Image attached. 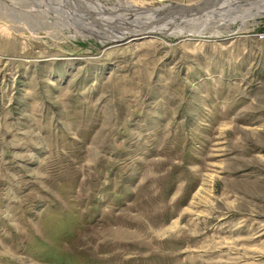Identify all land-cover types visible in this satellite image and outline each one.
I'll use <instances>...</instances> for the list:
<instances>
[{"label": "rangeland", "instance_id": "374dc122", "mask_svg": "<svg viewBox=\"0 0 264 264\" xmlns=\"http://www.w3.org/2000/svg\"><path fill=\"white\" fill-rule=\"evenodd\" d=\"M64 1L0 0V264H264V11Z\"/></svg>", "mask_w": 264, "mask_h": 264}, {"label": "bare ground", "instance_id": "6f19581e", "mask_svg": "<svg viewBox=\"0 0 264 264\" xmlns=\"http://www.w3.org/2000/svg\"><path fill=\"white\" fill-rule=\"evenodd\" d=\"M218 2H210V0H208L207 2H206V5L205 6H203L204 8H202L201 10H199V11H202V10H204L205 8H207L208 6H210V8L209 9H215V8H218L219 9V7H222V6H225V8L227 9H223L222 11H220V12H217V14H220V16L222 15L221 13L222 12H232V13H240V14H245L246 16H248L249 15V17H255V16H257V15H259V14H261L260 12H263L264 11V2L262 1V2H258V0H243V1H240V2H237V4H235L234 5V7L232 8V9H230L228 6L230 5L231 6V3H233V2H229V0H227V4L225 3V0H217ZM223 1V2H222ZM258 2V3H257ZM205 3V2H204ZM24 4V3H23ZM25 4H26V7H28V8H31L32 9V6L30 5L29 6V4H28V1H25ZM42 4V3H41ZM44 4H46V3H44ZM54 4V3H53ZM66 5V6H68L69 8L71 7L72 8V10H73V12H74V14L75 15H83L84 17H89L91 14H96V12L100 15V16H102V17H105L106 19H104V20H102L101 19V24H106L107 25V21H110L111 23H116V25H115V27H110V25H109V29H108V31H102L103 33H105L106 35H108L109 34V37L108 38H106V40H108V39H117V40H119V39H121L122 38V36H125V35H127V34H129V33H131L132 31H136V29L137 30H145V31H150L151 32V30H154L155 28H159V26H165V25H167V24H170V23H172L174 26H175V24H177V22L179 21V20H173L172 21V19H170V18H167V17H160V18H158V19H155V21L154 22H152V23H150V22H148V19H149V17H148V19L143 23V24H141V25H135V24H131V23H128V22H125V23H122L121 24V20H118V23H117V21H115V20H113L112 19V16H109V14H107L106 15V12L104 11V10H101V9H99L95 4H93L92 6H91V9H89L88 10V8H85V6L87 5V2L86 3H84V2H82V1H76V2H73V1H68V0H65L63 3H62V5ZM212 4L213 5H215L213 8L211 7L212 6ZM62 5H58L59 7L60 6H62ZM243 5H247V8H245ZM11 7L10 8H13V5H10ZM25 6V5H24ZM89 6V5H88ZM81 8V9H83V13L82 12H79L78 10H77V8ZM15 8L16 7H14L13 9L15 10ZM18 9V8H17ZM60 10V9H59ZM224 10H226V11H224ZM245 10V11H244ZM16 11V10H15ZM33 11V10H32ZM46 11V10H45ZM243 11V12H242ZM18 12H22L21 10L20 11H18ZM31 12V11H30ZM29 11H28V13L27 14H29L30 13ZM57 12V11H56ZM65 12H67V11H65ZM71 12V11H70ZM248 12V13H247ZM22 13H25L26 14V12H22ZM58 13V12H57ZM61 13V12H60ZM72 13V12H71ZM107 13H109V12H107ZM154 13H158L157 11H155ZM153 13V14H154ZM209 15H211V14H214L213 12H209L208 13ZM207 14V15H208ZM111 15V14H110ZM205 15V14H204ZM38 16V15H37ZM59 16V15H58ZM96 16V15H95ZM222 16H226V15H222ZM236 16V15H235ZM101 17V18H102ZM209 17V16H208ZM77 18V17H76ZM109 18H111V19H109ZM198 18H200V17H196V18H194V20L195 19H198ZM59 19V18H58ZM65 19V18H64ZM201 19V18H200ZM205 19H207V18H203L202 19V21H204ZM57 20V19H56ZM61 20V19H60ZM66 20V19H65ZM73 20V19H72ZM194 20H192L193 22H194ZM199 20V19H198ZM171 21V22H170ZM182 21V20H181ZM42 22V21H41ZM80 22V21H79ZM99 22V21H98ZM47 23V22H46ZM94 24H96V23H94ZM45 25V24H44ZM97 25V24H96ZM161 26V27H162ZM59 27V26H58ZM77 27V26H76ZM171 27V26H170ZM176 27H178L177 25H176ZM170 31H175V30H170ZM170 31H167L166 30V28H164L163 30H162V33H168V32H170ZM90 32H97V33H99L100 35H101V32H99V31H97V30H95V29H93V30H91ZM260 32H262V33H264V31H260ZM259 37L262 39V34H260L259 35Z\"/></svg>", "mask_w": 264, "mask_h": 264}, {"label": "water", "instance_id": "95a60500", "mask_svg": "<svg viewBox=\"0 0 264 264\" xmlns=\"http://www.w3.org/2000/svg\"><path fill=\"white\" fill-rule=\"evenodd\" d=\"M156 11H157L158 13H160V11H161V12H165V11H168V10H166L165 5H163V6L160 7V9L158 8ZM168 12H169V11H168Z\"/></svg>", "mask_w": 264, "mask_h": 264}, {"label": "built area", "instance_id": "2783aa9c", "mask_svg": "<svg viewBox=\"0 0 264 264\" xmlns=\"http://www.w3.org/2000/svg\"><path fill=\"white\" fill-rule=\"evenodd\" d=\"M258 30H260V31H262V29L260 28V29H258ZM262 39L260 40V41H262V40H264V33H262Z\"/></svg>", "mask_w": 264, "mask_h": 264}]
</instances>
